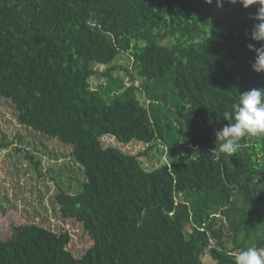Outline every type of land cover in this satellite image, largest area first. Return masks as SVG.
Listing matches in <instances>:
<instances>
[{"label": "trees", "instance_id": "1", "mask_svg": "<svg viewBox=\"0 0 264 264\" xmlns=\"http://www.w3.org/2000/svg\"><path fill=\"white\" fill-rule=\"evenodd\" d=\"M255 10L227 0H0V152L14 144L3 126L16 121L33 140L67 145L82 171L68 181L74 191L54 192L55 224L19 213L0 233V264H234L238 252L264 249V135L243 138L232 156L211 151L240 92L264 87L247 47H259ZM122 54L127 83L112 74ZM95 63L108 67L93 88ZM130 142L145 147L134 153ZM157 143L161 160L148 167ZM67 222L91 241L78 256Z\"/></svg>", "mask_w": 264, "mask_h": 264}, {"label": "rangeland", "instance_id": "2", "mask_svg": "<svg viewBox=\"0 0 264 264\" xmlns=\"http://www.w3.org/2000/svg\"><path fill=\"white\" fill-rule=\"evenodd\" d=\"M165 43V42H164ZM131 60L122 54L112 64L116 68L112 71L114 77L124 78L127 83V77L124 67L130 64ZM95 68L99 70L98 74L92 76L90 80L91 87L96 88L99 85H105L106 77L102 74L108 66L95 63ZM110 66V65H109ZM1 110V109H0ZM6 117L10 118V112L5 111ZM7 119V118H6ZM10 139H14V144L7 150L0 152V233L9 227L19 213L29 221H36L42 218H49L52 224L59 217L54 215L57 207L54 206V192L58 186L70 187V191L76 188V182L68 183L69 179L78 180L82 176L80 166L77 165L68 153L69 147L54 139L40 138L35 136V140L28 135V130L12 121L11 125L3 126ZM19 134L21 138H14L13 135ZM34 141L43 142L39 146L28 144ZM114 140V139H113ZM114 142V141H113ZM115 143V142H114ZM45 144V145H44ZM21 150H15V146ZM161 145L157 143L152 146L143 162L148 167H154L161 160ZM145 147V146H144ZM142 145L130 142L125 149L132 152L142 151ZM150 147V146H149ZM124 148V147H123ZM29 150L34 156V161H38V169L31 159L25 157L24 152ZM67 152V153H66ZM164 158V157H162ZM18 169V172L15 171ZM58 213V210L56 211ZM60 219V218H59ZM216 226L224 231V239L227 247L232 246L230 241V232L227 229L225 218L221 215L215 222ZM71 231V241L69 248L75 255H80L90 244V238L83 233L79 226L72 227L69 222L64 224ZM68 225V226H67ZM202 264H215L209 256H204Z\"/></svg>", "mask_w": 264, "mask_h": 264}, {"label": "clouds", "instance_id": "3", "mask_svg": "<svg viewBox=\"0 0 264 264\" xmlns=\"http://www.w3.org/2000/svg\"><path fill=\"white\" fill-rule=\"evenodd\" d=\"M212 2L213 0H206V3ZM223 2L224 0H216L217 7H222ZM227 2L239 3L245 9L256 6L255 13L250 14L249 17L255 21L250 32V39L259 43V47L252 43H249L247 47L255 53L251 64L252 69L257 73H264V0H227ZM222 119L229 123L214 132L216 141H220V144L218 151H215L216 145L211 151L217 158L222 154L228 156L236 154L239 142L245 137L264 135V87L240 92L231 111H225ZM233 262L234 264H264V249L248 247L238 252L233 257Z\"/></svg>", "mask_w": 264, "mask_h": 264}]
</instances>
